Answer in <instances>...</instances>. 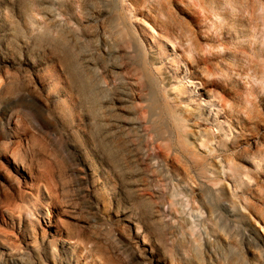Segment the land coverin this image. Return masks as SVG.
Segmentation results:
<instances>
[{"label": "rangeland", "instance_id": "1", "mask_svg": "<svg viewBox=\"0 0 264 264\" xmlns=\"http://www.w3.org/2000/svg\"><path fill=\"white\" fill-rule=\"evenodd\" d=\"M0 264H264V0H0Z\"/></svg>", "mask_w": 264, "mask_h": 264}, {"label": "bare ground", "instance_id": "2", "mask_svg": "<svg viewBox=\"0 0 264 264\" xmlns=\"http://www.w3.org/2000/svg\"><path fill=\"white\" fill-rule=\"evenodd\" d=\"M159 45H160V48H161V49L164 48V46H162L160 43H159ZM48 215L51 216L50 213H49ZM49 219H50V221H52V218H51V217H49ZM51 226H52V225H51ZM51 228H52V231L55 233V235H59L60 232H63V230L61 229V227L59 226L58 223H56V225H55L54 227H51ZM63 243L65 244V245L63 246L65 252H68L69 254L73 255L74 252H75V247H74V246H72V247H69V246H68V244H69V240H68L67 238H64V239H63ZM73 250H74V251H73Z\"/></svg>", "mask_w": 264, "mask_h": 264}]
</instances>
